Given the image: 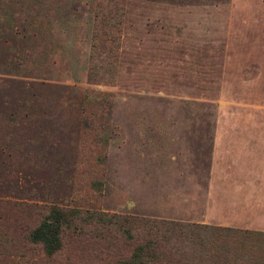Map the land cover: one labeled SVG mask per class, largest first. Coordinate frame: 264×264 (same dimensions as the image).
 <instances>
[{
	"label": "rangeland",
	"instance_id": "rangeland-1",
	"mask_svg": "<svg viewBox=\"0 0 264 264\" xmlns=\"http://www.w3.org/2000/svg\"><path fill=\"white\" fill-rule=\"evenodd\" d=\"M111 1L0 0V264L126 255L88 233L46 255L44 206L203 223L206 128H264V0Z\"/></svg>",
	"mask_w": 264,
	"mask_h": 264
},
{
	"label": "trees",
	"instance_id": "trees-1",
	"mask_svg": "<svg viewBox=\"0 0 264 264\" xmlns=\"http://www.w3.org/2000/svg\"><path fill=\"white\" fill-rule=\"evenodd\" d=\"M120 18L121 10L107 11L100 14L96 26L101 32L119 31ZM103 40L113 44L115 38ZM44 211L35 226L26 229L25 237L46 255L58 252L67 237H84L88 233V237L108 244H124L126 255L114 254L111 264H264L261 230L131 214H82L55 205L44 206ZM82 224H92L94 228L85 231Z\"/></svg>",
	"mask_w": 264,
	"mask_h": 264
},
{
	"label": "crops",
	"instance_id": "crops-1",
	"mask_svg": "<svg viewBox=\"0 0 264 264\" xmlns=\"http://www.w3.org/2000/svg\"><path fill=\"white\" fill-rule=\"evenodd\" d=\"M243 51L254 49L244 47ZM209 130L211 136L217 133L219 144L215 139L209 144L212 146L207 157L210 162L204 158L203 175L196 180L206 184L203 215L206 218L209 211L213 218H202L200 222L264 231V227L246 226L264 223V176L258 175L260 167H264V128L219 131L206 128L205 131ZM213 161L220 162L218 173Z\"/></svg>",
	"mask_w": 264,
	"mask_h": 264
}]
</instances>
